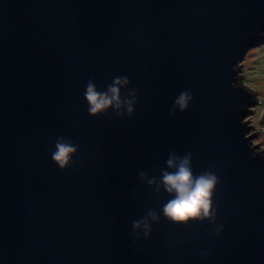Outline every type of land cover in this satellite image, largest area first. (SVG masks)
<instances>
[{"label": "water", "instance_id": "95a60500", "mask_svg": "<svg viewBox=\"0 0 264 264\" xmlns=\"http://www.w3.org/2000/svg\"><path fill=\"white\" fill-rule=\"evenodd\" d=\"M262 42L264 0H0V264H264V156L238 83ZM117 76L133 115L92 117L87 82ZM61 136L78 147L66 170L51 159ZM172 151L219 177L215 222H169L171 197L140 180ZM150 209L159 222L136 240Z\"/></svg>", "mask_w": 264, "mask_h": 264}, {"label": "clouds", "instance_id": "9594fccd", "mask_svg": "<svg viewBox=\"0 0 264 264\" xmlns=\"http://www.w3.org/2000/svg\"><path fill=\"white\" fill-rule=\"evenodd\" d=\"M129 85L130 80L127 76H117L112 79L106 91H100L96 84L89 80L84 92L89 114L92 117H98L107 114L111 109L117 117H122L125 113L131 117L137 103V90L130 88ZM122 89L127 91L122 94ZM193 100L190 90L179 93L174 99L170 115L175 116L177 110L183 113L190 107ZM77 153L78 147L71 140L61 136L56 139L51 159L59 169L66 170L72 166L73 157ZM165 165L158 178H149L144 172L139 173L140 180L154 187L157 194L163 191L171 197L162 206L163 216L177 225H187L191 221L205 219L215 222L216 210L213 198L219 184V177L210 170H204L198 175L194 174L191 152L179 155L172 151ZM159 219L157 211L150 209L144 217L133 221L132 234L135 239L139 240L141 229H143L144 239H148L152 232V223H158ZM214 231L219 233L222 231V226H217ZM202 255L207 258V253Z\"/></svg>", "mask_w": 264, "mask_h": 264}, {"label": "rangeland", "instance_id": "374dc122", "mask_svg": "<svg viewBox=\"0 0 264 264\" xmlns=\"http://www.w3.org/2000/svg\"><path fill=\"white\" fill-rule=\"evenodd\" d=\"M240 67L238 83L255 95L254 103L247 108L252 110L243 119L249 126L246 135L255 132L251 136L252 144L264 156V127L259 117L264 108V42L248 48Z\"/></svg>", "mask_w": 264, "mask_h": 264}, {"label": "trees", "instance_id": "16d2710c", "mask_svg": "<svg viewBox=\"0 0 264 264\" xmlns=\"http://www.w3.org/2000/svg\"><path fill=\"white\" fill-rule=\"evenodd\" d=\"M250 101L252 102V103H254V101H255V97L254 96H251V99H250ZM264 117V116H263ZM264 119V118H263ZM264 124V123H263ZM263 156V155H262Z\"/></svg>", "mask_w": 264, "mask_h": 264}, {"label": "built area", "instance_id": "2783aa9c", "mask_svg": "<svg viewBox=\"0 0 264 264\" xmlns=\"http://www.w3.org/2000/svg\"><path fill=\"white\" fill-rule=\"evenodd\" d=\"M247 126H248V124H247ZM253 145V144H252Z\"/></svg>", "mask_w": 264, "mask_h": 264}]
</instances>
